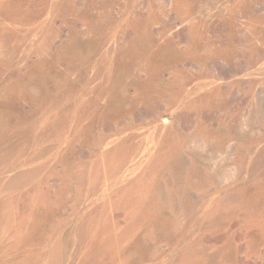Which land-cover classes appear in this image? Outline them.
Returning <instances> with one entry per match:
<instances>
[{
  "label": "rangeland",
  "instance_id": "1",
  "mask_svg": "<svg viewBox=\"0 0 264 264\" xmlns=\"http://www.w3.org/2000/svg\"><path fill=\"white\" fill-rule=\"evenodd\" d=\"M0 264H264V0H0Z\"/></svg>",
  "mask_w": 264,
  "mask_h": 264
}]
</instances>
